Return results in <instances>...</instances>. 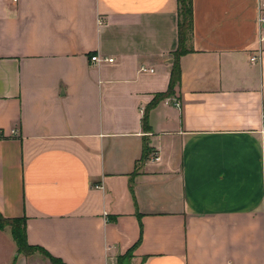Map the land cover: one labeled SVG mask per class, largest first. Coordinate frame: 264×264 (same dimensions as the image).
I'll return each mask as SVG.
<instances>
[{"label": "crops", "instance_id": "1", "mask_svg": "<svg viewBox=\"0 0 264 264\" xmlns=\"http://www.w3.org/2000/svg\"><path fill=\"white\" fill-rule=\"evenodd\" d=\"M259 10L192 0L179 82L146 131L176 0H0V214L63 264H264ZM0 264L53 263L5 227Z\"/></svg>", "mask_w": 264, "mask_h": 264}, {"label": "trees", "instance_id": "2", "mask_svg": "<svg viewBox=\"0 0 264 264\" xmlns=\"http://www.w3.org/2000/svg\"><path fill=\"white\" fill-rule=\"evenodd\" d=\"M177 2V34H178V47L173 53L174 55V62L171 67L170 71V79H169V86L166 92L156 94L151 101V103L147 106L143 118H142V124L144 130H148L147 126V113L148 111L156 105L159 101L170 97L173 95V89L179 82L180 77V70L178 66V58L185 54L188 49L186 47L189 36L191 34L192 29V0H176ZM150 150L146 144L144 143L143 151L141 158L139 162H143L149 157ZM5 227H9L11 231L12 239L15 243L17 253L23 254V255H30L33 252H40L42 253L46 258L49 259V261L53 264H63L60 260L50 256L47 254L43 249L35 246H30L27 243L26 240V225L24 219H6L0 214V230H2ZM139 242V241H138ZM137 242V243H138ZM136 243V244H137ZM130 252V251H129ZM126 255H128V253ZM121 256L118 258V264H120V261L128 258V256ZM128 260V259H127Z\"/></svg>", "mask_w": 264, "mask_h": 264}, {"label": "built area", "instance_id": "3", "mask_svg": "<svg viewBox=\"0 0 264 264\" xmlns=\"http://www.w3.org/2000/svg\"><path fill=\"white\" fill-rule=\"evenodd\" d=\"M11 2L15 3L17 0H10ZM264 0H257L258 4L260 5ZM258 25H259V28L262 29L264 28V16L262 15V11L260 12L259 10V17H258ZM256 58L252 57L250 58V61H255ZM91 61L92 62H96V63H100V62H108V63H111L113 60L112 59H100L98 57H91ZM141 70H143L141 68ZM175 107L176 108H179L180 107V104L179 103H175ZM262 119L264 120V112L262 113ZM12 135L15 134V131L11 132ZM3 138V133L2 131L0 130V139ZM152 158L154 159H157V155L154 153L152 154Z\"/></svg>", "mask_w": 264, "mask_h": 264}]
</instances>
